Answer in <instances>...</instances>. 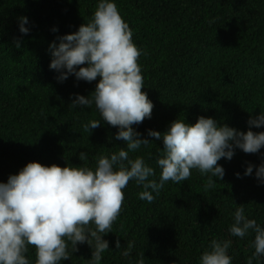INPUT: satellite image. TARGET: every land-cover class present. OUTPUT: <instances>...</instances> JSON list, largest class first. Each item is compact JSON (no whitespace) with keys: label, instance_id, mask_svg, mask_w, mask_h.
<instances>
[{"label":"trees","instance_id":"trees-1","mask_svg":"<svg viewBox=\"0 0 264 264\" xmlns=\"http://www.w3.org/2000/svg\"><path fill=\"white\" fill-rule=\"evenodd\" d=\"M97 3L0 0V182L6 183L30 162L94 169L97 157L124 147L114 138L117 128L106 122L90 133L83 129L89 120L101 119L94 106H69L74 94L90 96L100 78L89 83L69 76L58 82V73L49 69V45L88 23ZM115 3L142 50V92L153 104L151 118L133 125L151 144L130 153V158L143 157L158 180L156 159L163 155V144L147 133L163 134L177 118L194 125L203 116L240 132H264V127L249 129L247 123L264 112V0ZM19 17L29 20L26 36L18 31ZM82 151L88 154L86 161L79 160ZM262 154L264 148L257 154L237 149L230 161H218L225 175L213 178L214 188L205 190L207 175L193 169L187 181L166 182L152 203L138 198L143 189L130 180L112 233L103 237L109 251L101 264H137L141 256L144 264H199L213 239H231L232 264H246L254 251V234L232 237L228 228L236 206H244L248 218L264 225V184L255 178V167L252 175L244 176L247 165L264 162ZM116 240L121 249L115 248ZM128 242L134 247L130 257H123ZM77 247L61 264H87L92 249L87 244ZM29 249L27 257L35 264V249Z\"/></svg>","mask_w":264,"mask_h":264},{"label":"clouds","instance_id":"clouds-1","mask_svg":"<svg viewBox=\"0 0 264 264\" xmlns=\"http://www.w3.org/2000/svg\"><path fill=\"white\" fill-rule=\"evenodd\" d=\"M28 24L27 17L18 18L21 36L30 33ZM132 36L115 0H98L88 23L73 34L58 37V44L49 45V69L58 73V82L69 76L89 83L100 78L87 98L78 94L70 97L71 108L94 106L100 114L101 119L89 120L82 124L83 129L90 133L101 126V121L106 122L117 128L114 138L123 141L124 147L97 157L94 169L30 162L18 174L10 175L6 183L0 182V264H32L27 257L29 246L35 249V264H61L70 260L81 244L92 249L87 264H101L103 254L109 251V243L103 237L112 233L124 202L123 189L130 180L143 189L138 198L148 203L159 196L166 182L187 181L193 169L207 175L204 187L208 190L215 187L213 178L222 180L225 175L219 160L230 161L237 149L257 154L264 148V132H240L201 116L194 125L177 118L163 134L148 131V136L163 144V155L156 159L158 180L155 169L143 157L130 158V153L151 144L140 138L133 125L150 119L153 109L147 94L142 92L145 87L138 64L142 50ZM19 46L16 38V47ZM247 123L249 129L264 127V112ZM78 157L86 161L88 154L82 151ZM254 167L255 178L264 184V162L247 165L244 176L252 175ZM236 176L239 178L240 174ZM228 232L238 238L254 234L250 243L254 251L246 264H261L264 225L248 218L244 206H236ZM231 245V239H213L199 264H232L233 257L228 254ZM133 247L134 242H128L121 255L130 257ZM115 248L121 249L119 240L115 241ZM144 260L139 257L137 264H144Z\"/></svg>","mask_w":264,"mask_h":264}]
</instances>
